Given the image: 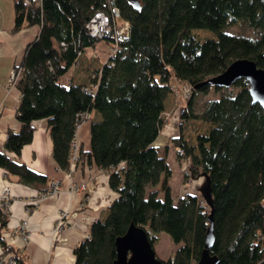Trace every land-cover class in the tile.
Returning <instances> with one entry per match:
<instances>
[{"label": "trees", "instance_id": "obj_1", "mask_svg": "<svg viewBox=\"0 0 264 264\" xmlns=\"http://www.w3.org/2000/svg\"><path fill=\"white\" fill-rule=\"evenodd\" d=\"M139 1L140 7L131 0H42L41 5L15 0L12 30L40 29L14 67L20 70L15 86L21 93L16 108L21 126L8 131L0 167L39 192L46 190V177L15 159L33 140L34 122L48 120L53 158L69 171L80 116L96 112L100 119L88 118L90 147L79 148L77 162L106 170L117 197L106 218L94 221L75 247L74 264H113L116 239L131 224L145 230L154 248L162 232L181 244L166 264L196 263L211 207L203 195H172L169 146L155 145L176 80L191 92L172 143L179 147L178 157L189 161L186 174L209 177L215 236L209 252L215 264H264V110L253 103L244 78L229 87L204 84L239 58L264 67V0ZM115 9L130 24L128 37L88 83L67 79L86 49L102 41L115 45L111 33L94 37L87 28L97 11ZM236 25L256 35L229 30ZM198 29L214 36L201 38L194 32ZM212 89L219 94L198 106ZM191 119L210 125L193 144L182 132ZM6 218L0 211L2 225Z\"/></svg>", "mask_w": 264, "mask_h": 264}, {"label": "crops", "instance_id": "obj_2", "mask_svg": "<svg viewBox=\"0 0 264 264\" xmlns=\"http://www.w3.org/2000/svg\"><path fill=\"white\" fill-rule=\"evenodd\" d=\"M13 26V14L12 18L0 15V150L3 151L8 131L18 132L21 126L16 117L21 93L16 86L7 90L6 85L11 70L20 62L26 46L34 40L40 29L39 26H31L14 32ZM87 50L80 56L79 65L71 68L67 79H73L76 83H88L92 71L99 68V55H91ZM92 57L97 60L94 61ZM86 62H89L88 66L85 65ZM176 83L178 85L174 86L175 89L183 86L178 81ZM186 103L187 99L182 93L175 95V91L171 92L165 100L164 114L170 108L180 116ZM90 118L98 120L100 116L92 112ZM174 123L175 121L165 126L155 141L156 146L169 145L178 136L179 126L175 128ZM177 123H180L179 117ZM34 126L33 140L22 148L15 159L44 175L47 183L59 179L62 189L57 195L39 204H28L39 189L19 181L16 175L9 174L0 167V195L2 189L8 186L14 197L9 204L6 223L2 225L0 220V255H17L27 264H74L75 247L88 236L94 221L106 218L108 206L117 197V193L110 187L108 172L96 165L77 162L69 171L60 169L52 155L53 144L48 120H37ZM77 141L80 149H89L90 120H86L79 129ZM182 170L185 172L186 166H182ZM72 182H84L86 190L71 191L69 185ZM62 211H68L66 225L59 233H55L54 228ZM24 220H28L31 233L27 242L14 234L16 227Z\"/></svg>", "mask_w": 264, "mask_h": 264}, {"label": "water", "instance_id": "obj_3", "mask_svg": "<svg viewBox=\"0 0 264 264\" xmlns=\"http://www.w3.org/2000/svg\"><path fill=\"white\" fill-rule=\"evenodd\" d=\"M136 7H140L139 0H131ZM246 79L249 83V92L253 103H258L264 110V67L259 66L254 60L239 58L234 60L223 72L206 80L204 84L229 87L239 79ZM203 186V196L211 207L209 215L210 225L205 237V247L196 264H215L209 249L214 244L213 231V202L210 194L209 177ZM117 257L113 264H166L157 256L155 248L149 242L145 230L131 224L127 232L116 239Z\"/></svg>", "mask_w": 264, "mask_h": 264}, {"label": "rangeland", "instance_id": "obj_4", "mask_svg": "<svg viewBox=\"0 0 264 264\" xmlns=\"http://www.w3.org/2000/svg\"><path fill=\"white\" fill-rule=\"evenodd\" d=\"M0 15H5L9 16L12 18L13 14V20H14V13H15V0H0ZM124 24L121 20V18L117 19L116 26L117 27H122ZM230 31L234 33H243L245 35H256V31L253 29L241 26V25H236L232 26L229 29ZM194 32L201 38H206V37H213L214 35L206 30H194ZM115 45L111 46L107 44L106 42H100L96 47L94 48H88V53L94 56H98V66L102 64L103 60L107 62L109 59V55H111L114 52ZM101 58V60L99 59ZM92 59L95 61L97 60L96 57H92ZM89 62H86L85 65H89ZM76 65H79L77 63ZM95 67V65H92ZM95 69L91 73V77L94 73ZM173 85H178L176 83V80H173ZM182 87L176 92L175 95H178V93H182L184 96L185 94L182 92ZM219 93H214V89L210 91V93L207 95H202L201 98L198 99V106H201L202 103L208 98V97H216ZM186 97V96H185ZM178 115L177 112L171 111L170 108H167L165 112V121L166 125H169L170 123H174V127L178 128L179 124L177 123L178 121ZM88 120V119H87ZM182 126V132L185 137L190 139V143L193 144L195 142L194 138L197 134L199 133H204L206 132L209 128L210 125L196 119H191L189 121H186ZM165 128V127H164ZM163 132V130H162ZM167 144H164L162 146H166ZM169 149H168V163L172 168V176L169 180V186L171 188V193L175 198H178L179 196H183L186 193L190 194H198L199 196L202 197L203 195V184H204V176H191L192 174H186L188 169H189V161L186 159H183L181 157H178V150L179 147H177L173 143H169ZM182 166H186V171L184 172L182 170ZM189 173V172H188ZM191 173V171H190ZM160 196L163 197V192L160 191ZM181 244H176L171 237L166 233L162 232L161 233V238L159 242L155 246V250L157 253V256L164 260L167 261L170 257L175 255L176 250L179 248ZM197 263V262H196ZM193 263V264H196Z\"/></svg>", "mask_w": 264, "mask_h": 264}, {"label": "built area", "instance_id": "obj_5", "mask_svg": "<svg viewBox=\"0 0 264 264\" xmlns=\"http://www.w3.org/2000/svg\"><path fill=\"white\" fill-rule=\"evenodd\" d=\"M27 4H37L41 5L42 0H24ZM120 18L119 10L115 9L112 14H107L102 11H97L91 19L87 23V28L90 31V34L94 37H104L105 34L111 33V37L114 39L115 42V49L114 52L109 55L108 59L112 58L118 50V43L123 41L125 38L128 37L130 24L128 21H122L123 26L117 27V19ZM20 70L19 68H13L10 72V76L6 85V89L9 90L11 87L15 86L18 77H19ZM1 87V84H0ZM87 91L93 93L95 91V87L87 86L85 87ZM179 89L175 90L176 92ZM182 92L187 97L191 89L188 85L182 86ZM90 117L88 113H83L80 116V120L78 123L79 129L82 127L83 123ZM79 144L76 140L72 142L71 151H70V159H71V166H73L79 160ZM62 189V183L59 179H53L49 182L46 190L38 192V194L28 201V204H39L45 199L49 197L57 195ZM69 189L71 191H78L84 192L86 190V184L82 183H75L72 182L69 185ZM14 199L11 190L8 186H5L0 195V211L8 216L9 213V204ZM68 211H62L59 219L57 221L56 227L54 228L55 233H59L66 225ZM14 234L20 238L22 241L27 242L30 238V230H29V222L28 220L22 221L15 229ZM0 264H25L21 259H19L16 255L13 254H1L0 255Z\"/></svg>", "mask_w": 264, "mask_h": 264}]
</instances>
